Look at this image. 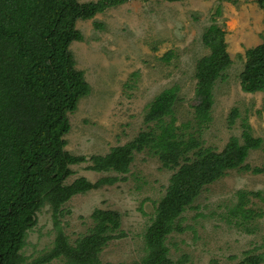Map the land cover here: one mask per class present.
<instances>
[{
	"label": "rangeland",
	"instance_id": "1",
	"mask_svg": "<svg viewBox=\"0 0 264 264\" xmlns=\"http://www.w3.org/2000/svg\"><path fill=\"white\" fill-rule=\"evenodd\" d=\"M262 1L129 0L76 21L83 40L69 48L90 92L68 113L64 148L86 161L70 165L73 174L66 183L80 177L90 183L109 181L74 195L56 214L45 204L27 233L23 264L49 252L59 229L73 244L94 226L95 212L107 211L118 213L119 225L98 254L99 262L133 264L146 258L144 236L158 215L172 171L148 149L133 153L126 172L88 167L92 156H104L153 127V122H144L148 105L172 87L177 90L171 107L174 125L188 123L179 130L184 138L197 137L203 147L219 153L231 138L242 144L247 129L260 145L249 150L240 167L227 169L202 189L193 208L182 214L183 231L166 236L167 255L181 264H237L250 257L264 264V172L255 171L264 168V90L245 92L239 78L245 51L264 41ZM211 25L223 32L231 63L212 88L209 120L198 128L194 74L196 63L210 53L202 38Z\"/></svg>",
	"mask_w": 264,
	"mask_h": 264
},
{
	"label": "trees",
	"instance_id": "2",
	"mask_svg": "<svg viewBox=\"0 0 264 264\" xmlns=\"http://www.w3.org/2000/svg\"><path fill=\"white\" fill-rule=\"evenodd\" d=\"M129 0H0V264H23L21 253L26 236L37 223V213L48 204L56 214L74 195L95 189L109 178L90 183L80 177L66 183L73 174L70 165L86 161L66 150L65 134L70 130L68 113L90 92L83 72L77 70L70 44L83 40L75 27L79 19H91L107 8ZM178 2L183 0H165ZM264 0L262 1V5ZM210 53L195 68L194 112L196 125L209 120L211 91L231 61L226 53L223 32L211 25L203 35ZM239 74L242 90H264V41L245 51ZM169 56L167 55L166 58ZM176 87L162 91L144 115L148 126L122 146L104 156H92L88 169L126 172L134 152L148 149L172 171L166 192L157 206V217L144 236L147 256L133 264H181L172 261L165 245L168 234L183 231V212L193 208L202 189L236 169L249 150L260 145L246 129L243 143L231 138L221 152L203 147L192 135L184 138L175 126L171 109ZM236 112H232V119ZM165 116L169 121H165ZM232 121V120H231ZM264 172V168H256ZM112 180V179H111ZM118 213L95 212L89 233L73 244L62 230L57 231L49 252L33 264L61 259L63 264H101L98 254L118 228ZM260 258H248L237 264H258Z\"/></svg>",
	"mask_w": 264,
	"mask_h": 264
}]
</instances>
